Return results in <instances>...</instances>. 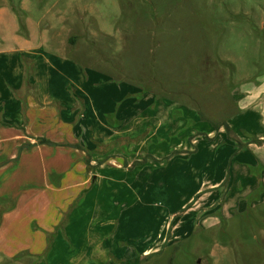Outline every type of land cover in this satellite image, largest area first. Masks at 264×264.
Returning <instances> with one entry per match:
<instances>
[{
    "label": "rangeland",
    "instance_id": "rangeland-1",
    "mask_svg": "<svg viewBox=\"0 0 264 264\" xmlns=\"http://www.w3.org/2000/svg\"><path fill=\"white\" fill-rule=\"evenodd\" d=\"M14 34L171 112L95 145L49 233L7 223L0 264H264V0H0V50Z\"/></svg>",
    "mask_w": 264,
    "mask_h": 264
},
{
    "label": "crops",
    "instance_id": "crops-1",
    "mask_svg": "<svg viewBox=\"0 0 264 264\" xmlns=\"http://www.w3.org/2000/svg\"><path fill=\"white\" fill-rule=\"evenodd\" d=\"M10 38L14 48L0 50V235L7 223H31L37 216L44 221L41 229L49 233L56 221L50 212L60 217L57 210L65 212L60 204H71L75 188L88 178H100L92 170L98 163L91 149L127 133L130 122L144 124L149 108L169 118L171 109L149 91L83 68L70 56L73 46L59 54L32 46L25 36ZM21 57L33 63L26 84ZM257 139L264 142V135ZM84 171L86 176L79 179ZM205 181L207 197L219 182ZM246 188L243 194L250 193Z\"/></svg>",
    "mask_w": 264,
    "mask_h": 264
},
{
    "label": "trees",
    "instance_id": "trees-1",
    "mask_svg": "<svg viewBox=\"0 0 264 264\" xmlns=\"http://www.w3.org/2000/svg\"><path fill=\"white\" fill-rule=\"evenodd\" d=\"M21 62H22L23 67H24V83L26 84L27 83V79L33 73V63L31 61L23 58V57H21ZM73 95L78 101L80 100L75 94H73ZM87 163H88V161H87ZM136 263L137 262H135L134 264H136Z\"/></svg>",
    "mask_w": 264,
    "mask_h": 264
}]
</instances>
